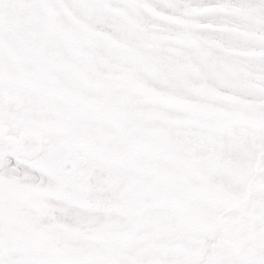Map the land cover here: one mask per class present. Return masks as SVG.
Instances as JSON below:
<instances>
[{
  "label": "snow or ice",
  "instance_id": "obj_1",
  "mask_svg": "<svg viewBox=\"0 0 264 264\" xmlns=\"http://www.w3.org/2000/svg\"><path fill=\"white\" fill-rule=\"evenodd\" d=\"M0 264H264V0H0Z\"/></svg>",
  "mask_w": 264,
  "mask_h": 264
}]
</instances>
